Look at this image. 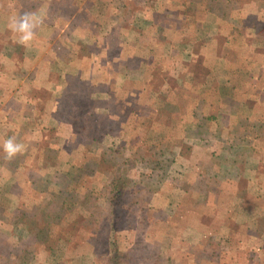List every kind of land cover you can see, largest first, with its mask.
Returning a JSON list of instances; mask_svg holds the SVG:
<instances>
[{
  "label": "rangeland",
  "instance_id": "obj_1",
  "mask_svg": "<svg viewBox=\"0 0 264 264\" xmlns=\"http://www.w3.org/2000/svg\"><path fill=\"white\" fill-rule=\"evenodd\" d=\"M25 12L37 13L42 23L33 40L20 45L8 25ZM257 16L264 18V0H0V141L15 137L24 145L11 159L0 151V264H106L110 253H125L142 237L158 242L162 263L179 254L175 264H264V245L259 252L250 246L264 241V23ZM29 45L48 52L34 54L25 50ZM78 65L92 73L97 88L71 72ZM46 74L60 84L66 75L63 94L52 103L42 89L29 90ZM97 89L99 99L91 103ZM49 106L56 108L52 115ZM94 107L113 115L100 130ZM220 110L226 118L213 117ZM154 111L162 117H151ZM162 126L169 127L167 137ZM106 129L123 133L98 150L76 147L101 146ZM121 140L126 147L115 144ZM167 147L182 148L194 162L189 172L190 164L184 169L177 157V167L190 176L180 184L195 191H218V183L229 188L226 202L210 209H232L242 226L232 234H241L243 244L205 248L227 261L195 263L218 255L206 257L182 239L213 230L181 231L171 244L173 232L156 227L148 204L147 225L137 226L135 199L152 183L146 176L161 178L154 173L174 163ZM110 179L130 182L123 200L135 215L115 231L105 224ZM193 200L181 212L180 229L213 224L203 205L208 198Z\"/></svg>",
  "mask_w": 264,
  "mask_h": 264
},
{
  "label": "crops",
  "instance_id": "obj_2",
  "mask_svg": "<svg viewBox=\"0 0 264 264\" xmlns=\"http://www.w3.org/2000/svg\"><path fill=\"white\" fill-rule=\"evenodd\" d=\"M1 2H3V1H1ZM71 44H72L73 47L75 46V43H71ZM66 47H68V45H66ZM25 50H28L29 52H32L34 54L38 53V54H43V55H44L45 52H46V54L48 52L47 47L43 48L42 46H31V45H29ZM123 54H124V50L122 51V55ZM130 54L131 53L129 52L127 55L124 54V56L127 58L128 56H130ZM43 59H44L43 64H45L47 62L49 64V62H50L49 58L48 59L47 58H43ZM35 66L36 65L34 64V67ZM31 67H33V65H31ZM104 67L106 68V66H104ZM83 69L84 68H81L78 65L71 72H75L76 77L80 76L81 80H83L84 82H87L88 84H90L92 88L94 86L96 87V82H93V78L92 77L89 78V76H91L92 73L85 74L83 72L84 73L83 74L82 73ZM140 69H141V66H138L137 67V71H139ZM106 71H108L107 68H106ZM49 76L50 75L46 74L44 80L39 81V83H37L38 84L37 86L32 85L29 90H30V92H35L36 90L42 89L44 94L48 95V99L52 103L53 98L54 99H56V98L59 99L62 96V94H63L62 90L65 87V77H66V75H64V79L62 80L61 84L59 82H52L49 79ZM55 85H56V89L60 88L58 90L59 92H57V93L53 90V88H55ZM18 86H20V85L19 84L17 85V87H16L17 89H18ZM17 89L14 91V94L16 96H18L19 93H20L19 90H17ZM44 90H46V91H44ZM97 91H98V89L95 90V92L91 93L92 94V95H90V102L91 103H93V100L97 101L99 99ZM57 95L58 96L61 95V96L60 97H56ZM44 109H47V108H45V106H44ZM48 109L50 110L49 115H52L55 112V110H56V108H54V107L51 109V106H49ZM93 110H94V112H95L97 117L101 116L100 114L106 113L108 115L107 117L109 118V119L106 120V122L110 123V121H111L110 119L112 118V116L109 114V112L107 110L98 111V108H95ZM158 114H160V116L162 117L163 111H160V112L159 111H156V112L154 111V113H151V117L154 116L155 119H157ZM227 115L228 114H226V113L224 114V113H222V110H220L219 113L218 114L216 113L213 117L226 118ZM133 116L134 117H138V114L137 115H133ZM209 116H208V118H211ZM125 117L126 118L129 117L128 113H127V115ZM123 126H124V121L122 122V128H123ZM159 126H161V125H159ZM156 127H157V129L159 128L158 126H156ZM98 128H99V130H100V128H104V122L102 123V125H100V127L97 126V129ZM162 128H163V130H165V129H168L169 127L168 128L167 127H162ZM99 130H98V132H99ZM121 133H123V131L120 132V134ZM111 134H113V135H111ZM120 134L116 135V134L112 133L111 130L106 129V132L103 135V140L101 141L102 143L99 142L102 145L99 146V145L90 144V149L91 150H93V149L98 150V149H101V148H104V147H108V146H105L103 144V142L105 143L106 139L109 141L110 138L112 137L110 141L113 143L115 141L114 137H118ZM99 143H98V140H97V144H99ZM115 144L124 145V142L121 140V142L117 141V143H115ZM110 146H111V144H110ZM177 148L178 147H176V150H177ZM176 155H177V153H176ZM177 157L178 156L175 157L174 163H172L173 161L169 162V163L166 162L167 168H166V170H164L165 173L164 172H162V173H160V172L154 173L156 175L159 174L160 177L163 180L161 186L159 187V189L155 193H153L151 195L150 201H149V204H148V207L150 208V210L153 211L154 213H156V221H155V224H157L156 227L157 228H161L162 230L171 229V230L177 231L179 233L180 227L178 225H179V219L181 218L180 217L181 216V212L184 210V208H186V211H188L187 210L188 209V205H189L188 203L191 202V201L194 202L193 198H196L198 196L199 197L202 196L203 199L205 197L208 198V201H204L203 205L208 203L207 204L208 207H206V208H208L206 213H208V211H210L208 213L209 214L208 216H209V218L211 217V219L213 221V224L210 225L209 227H207L205 225H199V224L198 225L201 226L202 230L209 229L210 231L211 230H213V231L209 234L210 236H206L205 238L204 237L203 238L192 237V239H191V237L190 238L187 237V238L183 239L184 241H182L181 243L183 245H186L188 243V245L192 246L193 248L194 247H198L200 249V252L203 253V255L205 253V248L206 247L209 248L210 240L215 241L213 243L218 245L221 248L225 247V246H230V245H234V246L239 245L240 246L241 244H243V239H242L241 234L238 235V236L232 234V230H235V231L237 229L242 230V226H241L240 222L236 218H234V216H232V211H231L232 209L228 208L227 210H223L222 212H212L211 209H210V205H211V207H215L216 204H217V201H218V205H222V204H224L226 202V199H228V197H226V199H224V197L227 196L226 193H224V190L227 187L226 183H224V184L222 183L220 185L218 183V187L219 186L221 187V189L219 188L218 191H211V190H206V189L203 190V191H195L194 189L188 188L187 187L188 185H184L182 183L181 184L178 183L179 180H181V179H187V181L189 182V177L190 176L186 178V175L183 174L184 172H183L182 168L177 167V164H176ZM179 161H183V160L179 159ZM151 173H153V172L151 171ZM186 173H187V171H186ZM224 175H226V174H224ZM227 177H225V178L227 179ZM194 180H195V177L191 176L190 182H193ZM229 182H231V181H229ZM236 182H237V180L235 182H233V183H236ZM233 183H231V184H233ZM226 190L230 191L229 188L226 189ZM236 190H237V186H236V188H234V190H233L234 192L232 193L234 195L233 196L234 197L233 200H234L235 204L237 203V202H235L236 199H237ZM216 193H219L218 197H217ZM216 198H217V200H216ZM190 199H191V201H190ZM214 200H216L215 204L212 205L211 202L212 201L214 202ZM234 206L237 207V204L234 205ZM206 208H204V209H206ZM224 209H226V208H224ZM184 216H183V219L186 220L187 218L185 219L186 216L185 217ZM187 226H189V225L188 224H183L182 229L183 230L186 229V231H187V228H188ZM189 229L192 230L191 228H189ZM255 239H257V238H255ZM173 240L170 241L171 244H172ZM185 240H187V241H185ZM260 245L261 246L264 245V241L261 240V239H260V241L258 240L255 243L250 244V246L253 249H255V247H256L255 250H257L258 252H259V246ZM194 249L196 250V248H194ZM194 249H192V251ZM207 253H209V252H207ZM207 253H205L206 257H207V255H209ZM217 255H218V258L214 259L216 261L225 262V261L228 260L227 257H224L223 259H220L219 255H221V253H219V252H217ZM171 260L172 261L175 260V257H173ZM200 260L202 262H206V261L209 262L211 260V258L210 259L209 258H207V259H205V258L202 259L201 258V259L194 260V262L195 261H200Z\"/></svg>",
  "mask_w": 264,
  "mask_h": 264
},
{
  "label": "trees",
  "instance_id": "obj_3",
  "mask_svg": "<svg viewBox=\"0 0 264 264\" xmlns=\"http://www.w3.org/2000/svg\"><path fill=\"white\" fill-rule=\"evenodd\" d=\"M257 18H258L257 19V23H264V18H260L259 16H257ZM107 116L108 115H103V116L101 115V116H98V117L96 116L97 117L96 123H103L104 121H106L108 119ZM111 116H113V115H111ZM172 125H173V123H172ZM156 126L160 127L158 123H156L154 127H156ZM164 126H166V125H164ZM164 126H162V127H164ZM167 128H168V126H167ZM156 129H157V127H156ZM140 130H142V127L140 128ZM137 133L140 134L139 132H137ZM167 134H168V129H165L164 132H161V136H163V137L166 136ZM91 142L92 143H97V140H95L94 138H91ZM75 145H76L77 148H79L80 150H83V151L84 150L87 151L88 149H90V144H88V143H77ZM121 146L126 147L125 144L121 145ZM167 148H168L167 151H169L170 156L171 155H175V156H178L179 158L180 157L182 158V160L184 162L180 161V163H181V165H182V167L184 169L187 170V167H188L187 165L190 164L189 172H191L190 168H192L194 162H190V160L185 159L184 150H182V148H181L179 151H177L176 148H171V147H167ZM90 151H91V149H90ZM176 153H177V155H176ZM121 163L125 164V166H129L131 162L122 161ZM184 165H186V167ZM148 175H150V174H148ZM148 175L146 176L147 177L146 179L148 181H152V183H154L155 185L158 184V188L156 187L157 189L156 188L155 189H150V185L152 183L151 184L147 183L146 185L143 184L142 186L146 190L143 189L144 191H139V193L140 194H141V192H142V194L145 193L146 196H139V198H140L139 200L135 199V202L139 203L138 204V210L135 213V215H138L137 216V220H136L137 221L136 224H137V226H141V227L144 224H145V226L147 225L145 223V217H144L146 215L147 209H144L143 206L146 205V204H149L151 195L153 193H155L159 189V187L161 186L162 181H163L159 177H154L153 175L148 176ZM186 177H189V174H187ZM110 181H112V179H110ZM113 182H115V181H112L111 182L112 184L109 182V185L111 184V187H110L111 189L107 193V196H108V198H107L108 210H109L110 213H108V217L106 219L105 224H106V227H107L108 231H113V230L115 231V230L123 229V228L119 227L121 222H122V224L126 225L128 220L131 218V216H135L134 213L131 214V206H133V204L130 205V206L129 205H125V201L123 200V197L126 196V194H127V193L123 192L124 184H129L130 182L129 181H122L119 184H116V183H113ZM180 182L181 181H179L178 183H180ZM125 218H127V219H125ZM185 219H186V217H185ZM154 221H156V219L153 220V223H154ZM185 224H187V223H185ZM145 226H144V228H145ZM182 226H183V224H182ZM193 226H190V225L187 226L188 227L187 230H190L189 228H191V229L195 230L196 233H198V232L201 233V231H202L201 226H199V225H193ZM144 228H140L139 229L140 230L139 234L142 235V236H144L143 235L144 231H141V229H144ZM169 230H171V229H169ZM171 231L173 232V236L172 235H170V236L172 237V240L174 239L173 240L174 244H178V242L175 240V238L180 236V232L181 231L184 232V231H186V229L185 230L179 229V233L177 231H174V230H171ZM142 239L143 240H138V241L136 240L132 244L131 248L129 250H127L125 253H118L116 251H113L112 254L108 253L109 255L106 258V264H175L173 262L175 260L172 261L171 260L172 258L170 256H168L167 259H165V261L162 263V257H161L162 255H161L160 251H157V249H158V242L157 241H155L153 244H151V242H147V238L146 237H142ZM182 241H184V240L182 239ZM107 242H108V240H107ZM173 242H172V244H173ZM213 242H215V241L210 240L209 247L218 246V245L214 244ZM107 244L110 246L109 242ZM144 245H150L151 247H153L155 249V251L150 252L148 250L142 249L141 247H143ZM178 250H180V247L178 248ZM188 252H190L189 253V257L191 255V258H192V255H193L192 249L190 251H188ZM211 254H214V256H216L217 255V251L209 252V255H211ZM177 255H179V254H175V256H174L176 260H178V258L180 257V256L176 257ZM183 256L184 257H183L182 260L190 261V259L187 258L186 255H183ZM168 258H170V259H168ZM214 259L215 258H211V260H214ZM179 261H180V259H179Z\"/></svg>",
  "mask_w": 264,
  "mask_h": 264
},
{
  "label": "clouds",
  "instance_id": "obj_4",
  "mask_svg": "<svg viewBox=\"0 0 264 264\" xmlns=\"http://www.w3.org/2000/svg\"><path fill=\"white\" fill-rule=\"evenodd\" d=\"M42 23L41 17L35 12H25L13 17L8 25L16 35V42L20 45H28L34 38V30ZM24 145L17 142L15 137H8L0 141V151L6 159H11L21 151Z\"/></svg>",
  "mask_w": 264,
  "mask_h": 264
}]
</instances>
